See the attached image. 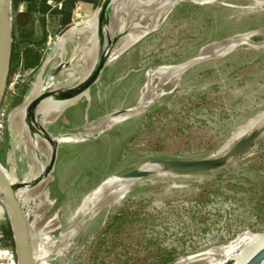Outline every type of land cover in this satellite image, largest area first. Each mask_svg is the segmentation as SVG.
Masks as SVG:
<instances>
[{"label": "rangeland", "instance_id": "1", "mask_svg": "<svg viewBox=\"0 0 264 264\" xmlns=\"http://www.w3.org/2000/svg\"><path fill=\"white\" fill-rule=\"evenodd\" d=\"M165 1L118 0L108 31L111 38L125 33L113 48V60L85 95L47 119L40 115L55 137L80 135L59 145L39 192L45 197L38 202L32 231L46 264H210L214 253L241 234L264 233L263 134L218 170L157 173L136 181L118 203H105L69 237L84 216L85 197L110 176L146 167L153 159L220 156L264 126V0H182L160 8ZM130 32L139 37L124 47ZM251 33L247 42H229ZM92 35L89 30L75 34L55 54L62 33L54 37L35 71L24 70L26 83L15 94L7 88L0 163L7 168L13 152L19 180L30 174L31 162L39 170L37 157L49 164L52 151L44 141L39 150L32 149V138H44L40 127L34 126L32 137L27 119L12 120L13 112L40 77L54 87L82 79L107 43L105 33L96 50ZM204 54L210 57L180 74H158ZM62 61H70V67L51 79ZM141 105L126 119L107 120Z\"/></svg>", "mask_w": 264, "mask_h": 264}, {"label": "water", "instance_id": "2", "mask_svg": "<svg viewBox=\"0 0 264 264\" xmlns=\"http://www.w3.org/2000/svg\"><path fill=\"white\" fill-rule=\"evenodd\" d=\"M118 0H104L98 13L96 14L98 20L97 38L99 45L104 34H107V43L105 47L97 53L96 60L87 74L86 77L79 81L62 87H54L50 85L41 94L33 98L26 106V119L30 129V135L33 137L34 126L40 127L41 133L44 135V139L49 144L52 151L49 164L46 165L44 171L36 177L33 181H29L25 178L12 181L7 175L4 167L0 163V194L4 207L7 211L13 239L14 246L18 254L19 264H36L35 260V248L32 231L33 217L27 215L26 206L22 202L20 192L26 188H32L34 185L42 181L48 176L56 163L59 150V137H55L49 131H47L40 119L41 113L38 112L40 105L48 100L52 99L57 102H70L76 100L85 95L91 87L98 81L102 75L104 69L111 60L113 48L121 40L125 32H119L113 38H111L108 26L113 23L112 10L113 6ZM182 0H166L160 5V8H167L173 6L175 3ZM216 0H202L201 3H210ZM13 0H0V109L4 102L6 95L10 73L12 65L13 45H14V28H13V13H12ZM88 22L84 21L70 28L66 33L62 35L63 40L66 34L77 27L85 26ZM251 34L241 36L239 38H233L229 42H247L250 40ZM98 45V48H99ZM210 56L207 54L201 55L193 60H190L184 64L164 67L175 68L171 73L180 74L185 70L197 65ZM71 65L70 61H62L51 72V79L56 77L63 69ZM46 64L43 66V70ZM42 70V71H43ZM48 80V78H47ZM143 109L139 106L134 109L119 110L107 117L108 119L115 118L117 116L127 114V116L134 115ZM128 118V117H127ZM264 134V126L259 127L249 133L247 136L241 137L231 145L222 155L203 158V159H180V158H168V159H153L146 167L134 168L130 171L121 172L110 176L111 180L118 182H125L124 186L117 192L112 193L105 197L100 208L109 203L112 199L118 195H124L129 191L130 187L138 180L149 177L157 173H166L172 175H187L206 173L214 170H218L229 164L231 160L244 154L252 145ZM12 149V146H10ZM10 169V162L7 167ZM41 178V179H40ZM99 208V209H100ZM97 210H92L82 217L78 225L69 232V237H73L78 230H80L95 214ZM235 258H228L223 264H234ZM177 264V263H170ZM242 264H264V246L251 254Z\"/></svg>", "mask_w": 264, "mask_h": 264}, {"label": "bare ground", "instance_id": "3", "mask_svg": "<svg viewBox=\"0 0 264 264\" xmlns=\"http://www.w3.org/2000/svg\"><path fill=\"white\" fill-rule=\"evenodd\" d=\"M199 1H202V0H199ZM169 7H171V6H169ZM86 30H89V31L93 32V35H92L93 38H94L93 47L95 46L96 50H98V45H99L98 38H97L98 20H97V17L95 16V19L93 21H90L89 23H87L85 26L77 27V28L73 29L72 31L68 32L66 34L65 38L61 41L60 45L57 47V49L54 52V54L57 52L59 47H61L62 49L65 48V45H66L68 39L70 40V39L73 38V36L75 34L82 33L83 31H86ZM129 34H131V32ZM127 37H129V39L125 43L124 47H128L129 45H131L132 43L137 41L139 35L133 34L132 36L129 35ZM54 54H53V56H54ZM53 56L49 58L48 62L51 61ZM85 57H86V54H85ZM113 58L114 57H113V53H112L111 60H113ZM46 66H45V68H46ZM69 67H67V68H69ZM67 68H65V69H67ZM163 69L164 70L158 71V74L162 75V74H164L166 72H172L175 68H163ZM42 72H44V70ZM87 74L84 77H86ZM170 75H172V74H170ZM50 85H52V84L47 79H45V78L42 79L40 77L38 79V81H36V83L34 84V86H33L32 90H31V92H30L25 104L21 108H19L16 111L13 112V114L11 116V119L14 120L16 118H19V119L21 118L23 120V122H25L24 120L26 118V106H27V104L33 98H35L37 95L41 94ZM60 86H58V87H60ZM76 100H73V101H70V102H57V101H54L52 99H48V100L44 101L40 105V107L38 109V112L39 113H43L44 117L47 119L48 117H50L49 115L51 113H54V114L56 113L54 111H59V110L61 111L62 109L66 108L69 105H71L72 103H74ZM127 117H129V116H127V114H123V115L117 116V117L109 119V120H110L111 123H114V122L126 119ZM25 129L28 130L26 125H25ZM24 133H26V132H24ZM240 133H242V132H240ZM237 135H239V134H237ZM79 139H80V135L77 136V135L65 134V135H61L59 137L60 144L62 142L76 141V140H79ZM41 141L42 142L44 141L49 146V144L46 142V140L44 138H42L41 136H37L36 138H32V144H31L32 149L39 150V147L41 148V146H40V142ZM25 143H27V142H25ZM43 146H44V143H43ZM29 148L31 150V147H29ZM36 159H37L36 163H37V165H39V170H34V166H36V164L31 162L32 171L30 172L29 175H27L25 177V179H27L29 181H33L36 177H38L44 171V169L46 167V163H43L38 157ZM9 161H10V169L8 170L7 168L4 167V170L6 171L7 175L9 176V178L12 181H17L18 178H16V176H15V170H16V168H15V155L13 154V152L10 154ZM32 163L34 165H32ZM124 184H125V182L114 181V180H111L110 177H109L108 180H106L99 187H97L91 194H89L88 196L85 197L80 211L83 212L84 215H86L88 212H90L92 210H97V212H96V214H97L100 211V209H101L100 206H101L102 200L105 197H107L108 195H111L112 193L119 191L121 189V187L124 186ZM44 185H45V180H42L41 184L38 187H36L34 189H33V187L32 188H26L24 190H21V192H20V196H21L22 202L26 206L27 215L32 216L33 219H34V221L32 223V226H34L35 220L38 217V216L35 217V213H36L37 208L39 206L38 202H39V200L41 198L45 197L43 194H39V192L41 190H43ZM34 194H37L38 196H36V198H32L31 196L34 195ZM122 198H123V195H118L117 197L112 199L109 203L110 204L118 203ZM66 238H67V236L65 235V240H66ZM33 239H34V236H33ZM262 246H264V233H244V234H241L240 236H238L235 240H233L229 244L225 245L224 247H221L218 251L216 250L217 252L214 253V254H216V256H215V258L211 259L210 264H223L225 262V260L228 259V258H235V263L234 264H242L251 254L256 252ZM34 248H35L36 264H46L47 260H45V256L43 257V256H39L38 255V248H37V246L35 244V241H34Z\"/></svg>", "mask_w": 264, "mask_h": 264}, {"label": "crops", "instance_id": "4", "mask_svg": "<svg viewBox=\"0 0 264 264\" xmlns=\"http://www.w3.org/2000/svg\"><path fill=\"white\" fill-rule=\"evenodd\" d=\"M103 1L13 0L14 17L21 12L29 13L31 17L28 24L14 29V43L24 56V70L28 73L35 71L44 46L73 26L96 16Z\"/></svg>", "mask_w": 264, "mask_h": 264}, {"label": "built area", "instance_id": "5", "mask_svg": "<svg viewBox=\"0 0 264 264\" xmlns=\"http://www.w3.org/2000/svg\"><path fill=\"white\" fill-rule=\"evenodd\" d=\"M26 83V73L24 71V56L20 53L18 65L15 71L10 75L7 88H12L13 93H16V89ZM6 130V114L1 107L0 109V141L5 137ZM6 209L4 207L2 196L0 194V264H19L18 254L13 245L9 234L11 233L9 226L6 222Z\"/></svg>", "mask_w": 264, "mask_h": 264}, {"label": "trees", "instance_id": "6", "mask_svg": "<svg viewBox=\"0 0 264 264\" xmlns=\"http://www.w3.org/2000/svg\"><path fill=\"white\" fill-rule=\"evenodd\" d=\"M30 20H31V17L29 15V13L21 12V13L16 14V16L14 17V29H15V27L25 26L26 24H28L30 22ZM19 57H20V52L15 47V43H14L13 55H12V65H11V74L14 72L16 66L18 65ZM9 238L11 239V241L14 245V239H13L12 233L9 234Z\"/></svg>", "mask_w": 264, "mask_h": 264}]
</instances>
